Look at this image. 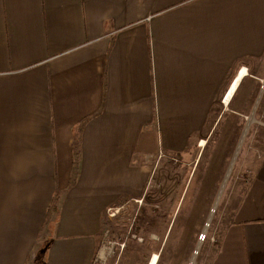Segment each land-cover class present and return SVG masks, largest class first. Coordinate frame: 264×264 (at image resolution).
I'll use <instances>...</instances> for the list:
<instances>
[{
	"label": "crops",
	"instance_id": "crops-1",
	"mask_svg": "<svg viewBox=\"0 0 264 264\" xmlns=\"http://www.w3.org/2000/svg\"><path fill=\"white\" fill-rule=\"evenodd\" d=\"M263 54L264 0H0V264H98L107 210L141 194L151 163L196 159L225 109L206 123L213 101L243 69L225 106L259 79L244 61ZM258 124L242 121L239 149ZM243 163L213 255L188 262L264 264V153Z\"/></svg>",
	"mask_w": 264,
	"mask_h": 264
},
{
	"label": "rangeland",
	"instance_id": "rangeland-1",
	"mask_svg": "<svg viewBox=\"0 0 264 264\" xmlns=\"http://www.w3.org/2000/svg\"><path fill=\"white\" fill-rule=\"evenodd\" d=\"M244 62L251 66L258 65L261 71L264 70V54L261 58ZM239 70L240 68L237 73ZM259 95L263 97L262 111L254 114ZM223 98L222 106L219 99L213 101V110L206 123L211 118L215 119L220 107H232L235 112H225L224 109L217 117V127L204 146L199 144L198 139V146L194 151L197 152L196 159L195 154L188 159L189 162L169 160L151 163V174L141 194L112 206L121 209L110 220L112 224L108 227L104 242L109 241L113 250L111 257L103 264H147L152 251L161 247L159 264H184L192 256H195L196 262L203 263L213 255L215 243L211 238H217L230 219L231 207L235 206L240 194L238 185L242 186L248 176L244 172L250 173L245 167L250 168L251 163L244 165L243 159L246 163L252 157L264 153V130H258L262 126H257L258 122L264 124V74L257 80L245 77L231 105L225 106ZM236 110L246 112L244 120L241 115L236 114ZM242 121L249 124L248 130L253 125L258 127V131L253 133L247 130L246 139L244 138L242 148L239 149V143L234 138ZM227 125L232 128L235 126L229 134L225 132ZM241 165L240 172L238 170ZM163 207L171 209L167 211ZM173 207L178 209L177 217L172 222V215L175 214ZM148 213L149 217H143ZM151 215L157 216V219L152 220ZM147 218L150 221L148 224ZM131 227L137 231L147 227L149 233L142 235L136 231L127 234ZM157 230L161 232L157 233ZM203 234L205 239H202ZM141 236H147L148 241L139 239ZM122 244L124 245L121 246Z\"/></svg>",
	"mask_w": 264,
	"mask_h": 264
},
{
	"label": "trees",
	"instance_id": "trees-1",
	"mask_svg": "<svg viewBox=\"0 0 264 264\" xmlns=\"http://www.w3.org/2000/svg\"><path fill=\"white\" fill-rule=\"evenodd\" d=\"M220 106H221V104H220ZM220 108L218 110H220ZM76 145H78V144L76 143ZM79 168H80V151H79V147L76 146L74 167L72 170V183H74L77 180V177L79 174ZM60 198H61L60 192L58 190H56L54 198H53V202L49 208V214L46 217V223H50V221L52 220L51 215H54V213H57L58 207H59L58 203H59ZM143 229H144L143 232L149 231V229L147 227H145Z\"/></svg>",
	"mask_w": 264,
	"mask_h": 264
},
{
	"label": "built area",
	"instance_id": "built-area-1",
	"mask_svg": "<svg viewBox=\"0 0 264 264\" xmlns=\"http://www.w3.org/2000/svg\"><path fill=\"white\" fill-rule=\"evenodd\" d=\"M122 206V205H121ZM121 209V207H110L108 210H107V213L109 216L113 217L116 215V212L119 211ZM107 235V233H106ZM139 239H141L139 237ZM202 239H205V235H202ZM124 244H122L121 246H123ZM112 246H111V243L108 241L107 243H105L103 241V244H102V247L101 249L99 250L98 254L96 255V262H99V263H106V261L108 260L109 257H111V254H112ZM188 264H194L192 261H190Z\"/></svg>",
	"mask_w": 264,
	"mask_h": 264
},
{
	"label": "bare ground",
	"instance_id": "bare-ground-1",
	"mask_svg": "<svg viewBox=\"0 0 264 264\" xmlns=\"http://www.w3.org/2000/svg\"><path fill=\"white\" fill-rule=\"evenodd\" d=\"M245 73H246V69H243V70L241 71L240 75L238 76L237 80H235L236 82L233 83V85H232V87H231V89H230V91H229V93H228V95H227V97H226V100H225L226 103H227V102L229 101V99L231 98V96H232V94H233V91L235 90V88H236V86H237V84H238V82H239V79H240ZM201 144L204 145L205 142L202 141ZM203 235H204V234H203ZM156 258H157V257H156Z\"/></svg>",
	"mask_w": 264,
	"mask_h": 264
}]
</instances>
